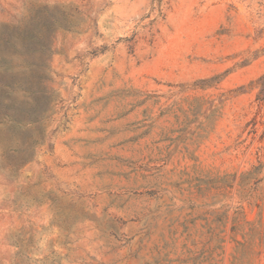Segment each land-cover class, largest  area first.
I'll return each instance as SVG.
<instances>
[{"label": "rangeland", "instance_id": "374dc122", "mask_svg": "<svg viewBox=\"0 0 264 264\" xmlns=\"http://www.w3.org/2000/svg\"><path fill=\"white\" fill-rule=\"evenodd\" d=\"M0 264H264V0H0Z\"/></svg>", "mask_w": 264, "mask_h": 264}]
</instances>
